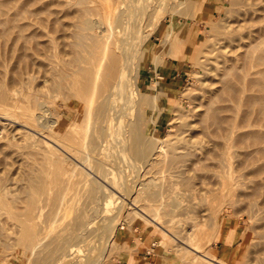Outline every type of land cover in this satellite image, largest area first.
<instances>
[{
    "label": "bare ground",
    "instance_id": "6f19581e",
    "mask_svg": "<svg viewBox=\"0 0 264 264\" xmlns=\"http://www.w3.org/2000/svg\"><path fill=\"white\" fill-rule=\"evenodd\" d=\"M187 1L26 0L18 3L17 9L25 10L22 18L27 21L17 24L18 42L27 52L31 49L32 69H43L41 84L48 96L62 95L65 98H61L62 103L67 101L75 116L67 121L63 131H56L65 115L53 116L56 113L53 114L50 106L45 107L38 90L23 93L26 101L21 98L20 103L6 87L1 93L0 118L20 116L40 137L28 134L31 143L22 153L20 180L14 189L0 182V264H99L102 254L98 258H78L82 244L84 247L92 237L98 236L102 250H107L117 243L131 212L143 221V228L151 224L158 230L159 237L154 242L158 247L172 240L184 245L194 264H226L200 251L204 215L175 221V213L180 215L183 207L182 199L172 196L175 194L172 190H176L172 188L174 184L170 180L153 183L155 178L146 177V172L153 165L166 171L179 163L185 182L214 178L224 192L235 182L232 174L242 153L252 150L264 154V0H230L228 7L221 4L223 12L214 21H205L207 33L202 34L195 49L191 47L194 60L197 59L195 63L199 64L204 57V63L200 60L204 65H201L203 75L200 73L203 78L197 79L201 83L200 91H196L194 98L190 95L195 99V109L191 112L194 114L190 113L194 119L190 124L177 125H182L183 130L186 126L189 137L180 131L186 138H181L180 133L177 140L171 138L175 134L171 133L172 125L164 138L151 137L152 141H147L136 118L128 117L129 109L140 98L131 81V68L149 38V31L165 18L163 12L169 9L175 13L176 6L181 8ZM192 3L189 8H183L192 13L196 9L198 13L192 18L199 19L202 11L198 4ZM3 6L0 1V13ZM7 21V18L0 20V25ZM36 23L48 28L43 42L37 41L40 33ZM14 27L0 29V38H7ZM175 27L176 23L170 21L163 37V46L171 48V52L187 34L186 27L178 32ZM28 42L31 47L26 46ZM186 48L178 54L186 55L190 47ZM34 53L38 58L33 57ZM16 82L23 81L15 76L11 83ZM153 86L159 90L154 99L162 98L164 104L172 93L159 81ZM106 148L110 161L105 159ZM170 152L174 156L166 157ZM197 171L210 174L198 176ZM261 172L264 163L256 170ZM131 173L136 176L133 182ZM113 174L123 200L107 215L105 207L110 192L107 186L111 187ZM252 188L249 196L260 198L255 199V205L264 209V177ZM158 198L167 201L143 206V199L149 203ZM253 203L250 198L249 204ZM95 219L101 221L97 231L93 229ZM216 224L218 233L213 242L229 241L234 229L224 234L223 220ZM180 225L188 229L184 237L173 234ZM127 228L132 231L131 226ZM132 232L136 239L135 231Z\"/></svg>",
    "mask_w": 264,
    "mask_h": 264
},
{
    "label": "rangeland",
    "instance_id": "374dc122",
    "mask_svg": "<svg viewBox=\"0 0 264 264\" xmlns=\"http://www.w3.org/2000/svg\"><path fill=\"white\" fill-rule=\"evenodd\" d=\"M0 1L4 3L2 8L3 11L0 13V20H6V18L8 19L6 23L3 24L2 22L0 29L15 26L7 38H0V96L1 93L5 91L6 87L12 96L20 103L21 98L23 102L26 101V96L22 97L23 93L26 91L35 92L38 90L37 93L40 97L42 96L43 100L45 101V107L47 108V106H50L49 108H51L53 114L56 113L53 116L59 114L65 115L62 123L55 127L56 131H63L64 125L67 123V121H70L72 118H74L75 111L70 107L67 101H63L65 104L62 103L61 98H64L62 95L60 96V94H53L54 96H57V98L53 95L52 96L54 98H51V95H49L50 97L48 96V93H46V88H44L41 84L43 82L42 78L45 74L43 69H32L31 49H29L27 52L25 47H21L20 43L18 42L17 24L19 26L27 21H24L22 18V14L25 10H18L17 5L18 3H21V1L26 0ZM192 2L196 5L198 4L197 7L202 11L199 19L192 18V15H196L198 13L196 9L193 13L192 10L191 12L188 11L190 13L186 11ZM223 3H225V7H228L230 0H189L185 3L186 5L182 4L181 8L180 5L176 6L177 8L174 7V9L176 8L175 10L173 9L175 13L173 11V13H170L169 11L171 10L169 9L167 11L164 10L166 11L163 12L165 18L161 21L158 27L149 31V38L144 43L142 51L137 54L134 67L131 68V81L136 86L138 93H140V98L136 99L135 105L129 109L130 113H128V117H130L129 119L136 118V121L140 124L139 127L140 129L142 128L141 131L144 133L145 139L147 141H152L151 137L158 139L164 138L167 136L166 134L169 133L168 127L170 126L172 128V125H174L172 128L173 130H170L171 133L174 131L175 134L172 133V136H170L171 138L173 137V139L177 140L179 135L178 133H180V131L184 132L185 134H183L187 138L189 137L187 127L184 126L186 130H183L182 125H177H187L188 123H192V119H194L192 118V115L194 113L192 114L191 112H194L195 109V99L193 100V98L196 97V93L200 91L199 85H201V83L198 84L200 81H197V79H202L204 72L203 67L201 68L202 63H200L201 59V62L204 63V57L200 58L199 64L195 63L197 59L194 60L195 54L191 53V50L194 51L193 49L195 48L193 47L200 44V38L203 36L202 34L207 33V25L205 21H214L217 15L220 12H223V9H220L222 8L220 7L221 4ZM217 5H219L218 8H216ZM28 7H32L31 3H29ZM183 7L188 8L185 10ZM176 11L181 14H176ZM19 13L21 14V17L18 15ZM9 15L14 19V21H9L12 20ZM170 21L176 23V32L180 31L184 27L187 29L186 37L181 40L179 44L174 45L172 52L171 48L168 49L167 46H163L165 28L170 23ZM35 27H39L38 31L40 33L37 41H45V34L48 28L46 29L45 25H39L38 23L35 24ZM145 31H147V29ZM27 32H29V30H27ZM187 37L188 39L186 40ZM185 40L186 43H184ZM187 44L190 47L189 52L183 56H181L180 53L178 54V51L183 52L187 49ZM26 46L31 47V43L28 42ZM50 53L51 52H47L48 55H50ZM33 57L38 58L35 53L33 54ZM26 66H28V68ZM165 66H173L182 70L184 81L181 87L175 92L167 90L163 84L160 70ZM201 72L202 75H200ZM197 74L199 76H197ZM15 76L21 79L23 82L20 84H17V82L11 83L12 78ZM156 81H159L167 92L172 93V95L165 99L164 104L162 98L154 99V97L159 93V90L153 86L154 82ZM183 88L185 89L183 90ZM192 90H195V93ZM190 95L193 96V98H190ZM46 101L49 103H46ZM189 101H192V103L190 104ZM176 109L177 111L178 109L179 111H182H178V114ZM173 111L174 113L172 114ZM176 114L179 116H174ZM173 116L176 117V119ZM179 117L182 121L179 120ZM190 119L191 122H188ZM184 120L187 121H185L186 124H184ZM0 121V182L4 183V185L11 189H14L20 180L19 167L21 163V157H23L22 153L25 151L26 146L31 143V138L28 134L35 135L37 137H40V135L30 130V127L25 125L24 120L20 116L15 118L9 117V119L0 118ZM181 133L179 136H181ZM186 133H188V136ZM184 137L181 136V138ZM176 143L178 142L176 141L175 144ZM107 152V148L104 149L105 159L110 161L111 159ZM171 152L167 154L166 157L174 156V154H171ZM237 161L238 164L236 166V171H234L232 174L235 182L229 190L224 192L220 191V186L218 183L214 182L216 181L214 178L213 181L212 179H203L204 181L206 180L205 183L200 179L198 180V178L197 182L195 181L196 179L185 182L186 179H184V176L180 175L182 174L183 168L181 167V169L178 167L179 163L177 166H173L174 169H169L166 171H162L160 169L161 167L158 165H153L147 169L148 171L146 172V177H154L155 180L153 183H164L169 180L172 185L177 183V187L174 185L172 187L173 189L176 188V190L171 189L175 194L172 191L171 193L174 194L172 196L180 197V200L182 199L181 208L183 207L182 209L184 210L182 211V209H180V215L175 213V221H188L189 219H185L189 217H197L198 219L200 214L201 216L202 214L204 215L205 218L202 217L205 219L204 225L200 227L202 234V240L200 241L201 253L203 252L210 255L212 254L221 261H224L226 264H259V261L261 260L264 264V209L261 206L256 207L255 205V199L260 198H256V196L254 198V195L249 196V194L253 192L252 185L259 183L260 179L264 177V172L256 173L257 168L264 163V154L250 150L249 152L242 153V156H240ZM176 167L180 170H178ZM142 172L141 174L143 175L145 172ZM202 172L203 171H201V173ZM204 172L206 173V171ZM201 173H198V176L203 174L205 175V173ZM134 174L131 173L129 175L132 182L133 178L136 179ZM209 174L210 173H208V175ZM110 178L111 187L107 186L108 190L110 191L107 193V200L109 201V204H107L105 207L107 215L113 213L119 206L121 200H123L122 192L116 185L117 177L113 174L110 176ZM198 181L204 183L202 188V183ZM250 198L254 202L251 205L249 204ZM144 200L146 199H143V206L150 204L157 206L160 199H155V201L149 203ZM166 201L167 199H161L160 203L162 204ZM131 208L136 209L134 206H131ZM173 211L176 212L175 209ZM131 214V216L126 218V225L131 226L132 231H135L137 235L136 239L133 237L134 232L128 230L127 226L125 225L124 228L120 230V236L117 243L109 246V248L104 251L101 247L100 238L98 236H94L91 238V241L86 244L87 246L84 244L85 246L83 247L82 244L78 258L81 260H85L87 256L98 258L100 254H102V256L99 257V264H194L192 262L191 254L187 252L184 245L177 243L176 241L168 240L169 243L164 242L162 247L155 245L154 242L159 237L158 230L151 224L143 228V221L137 216L133 215V212H131ZM164 218L167 219L166 217ZM216 219H218L217 222L223 220L224 234L228 233L230 229H234L233 237L229 239V241L213 242V237H215L218 233ZM100 225L101 221L95 219L93 222V229L97 231ZM175 231L176 232L173 233L175 236H177L178 233V236L184 237L188 232V229L180 225L178 230ZM147 253L149 256H145ZM144 257H146V260Z\"/></svg>",
    "mask_w": 264,
    "mask_h": 264
},
{
    "label": "crops",
    "instance_id": "0c3cea01",
    "mask_svg": "<svg viewBox=\"0 0 264 264\" xmlns=\"http://www.w3.org/2000/svg\"><path fill=\"white\" fill-rule=\"evenodd\" d=\"M187 39L188 37L186 40ZM186 40L184 43H186ZM186 46H188V44ZM160 72L162 75L163 84L167 90L175 92L181 87L184 81L181 69L175 68L173 66H165L160 70ZM145 256H149V254L147 253ZM144 258L146 260V257Z\"/></svg>",
    "mask_w": 264,
    "mask_h": 264
}]
</instances>
